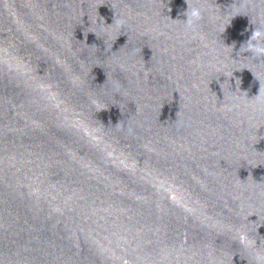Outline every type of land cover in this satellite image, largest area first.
Returning <instances> with one entry per match:
<instances>
[{
  "label": "water",
  "instance_id": "water-1",
  "mask_svg": "<svg viewBox=\"0 0 264 264\" xmlns=\"http://www.w3.org/2000/svg\"><path fill=\"white\" fill-rule=\"evenodd\" d=\"M193 2L0 0V264H259L264 0Z\"/></svg>",
  "mask_w": 264,
  "mask_h": 264
},
{
  "label": "clouds",
  "instance_id": "clouds-1",
  "mask_svg": "<svg viewBox=\"0 0 264 264\" xmlns=\"http://www.w3.org/2000/svg\"><path fill=\"white\" fill-rule=\"evenodd\" d=\"M185 3L187 4V10L183 14L186 16V19L185 20H173L171 18L170 19L173 21H180L186 32L195 33L198 31L200 21L203 19V9L197 6L196 4H194L193 0H185ZM250 3L251 0H238L236 9H234L232 14L230 15V20L237 15L244 14L242 10L247 8L250 5ZM169 11H171L170 8ZM113 24L116 26L117 29H119L122 32V30H124L126 27L127 21L123 17H121L120 19H114V22L108 27H111ZM224 30L225 29H223L222 33L224 32ZM86 36L87 34H85V37ZM91 47H96V46L93 45ZM137 52H141V49H133L131 54L135 55L137 54ZM243 52H250L251 57L254 59L264 58V22L256 25V28L252 32L250 38L241 46L240 53ZM261 61H264V59H261ZM120 87L121 86L118 82H115L113 84V89L116 93H119ZM256 99L260 103V105L264 107V89L261 88V85L259 88V95L256 96ZM237 100L238 97L231 98L229 105L230 110L234 108H238L239 105L238 103H236ZM117 126H119V124H117ZM257 259L259 261V264H264V254H257Z\"/></svg>",
  "mask_w": 264,
  "mask_h": 264
}]
</instances>
